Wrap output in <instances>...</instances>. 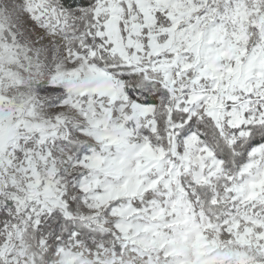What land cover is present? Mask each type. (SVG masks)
Masks as SVG:
<instances>
[{
    "label": "snow or ice",
    "instance_id": "snow-or-ice-1",
    "mask_svg": "<svg viewBox=\"0 0 264 264\" xmlns=\"http://www.w3.org/2000/svg\"><path fill=\"white\" fill-rule=\"evenodd\" d=\"M0 264H264V0H0Z\"/></svg>",
    "mask_w": 264,
    "mask_h": 264
}]
</instances>
